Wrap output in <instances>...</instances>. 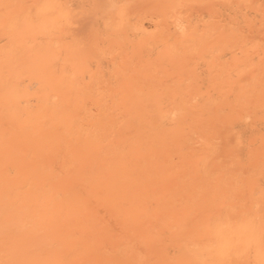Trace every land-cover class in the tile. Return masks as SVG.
Masks as SVG:
<instances>
[{
	"label": "bare ground",
	"instance_id": "1",
	"mask_svg": "<svg viewBox=\"0 0 264 264\" xmlns=\"http://www.w3.org/2000/svg\"><path fill=\"white\" fill-rule=\"evenodd\" d=\"M0 264H264V0H0Z\"/></svg>",
	"mask_w": 264,
	"mask_h": 264
}]
</instances>
